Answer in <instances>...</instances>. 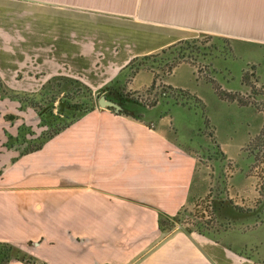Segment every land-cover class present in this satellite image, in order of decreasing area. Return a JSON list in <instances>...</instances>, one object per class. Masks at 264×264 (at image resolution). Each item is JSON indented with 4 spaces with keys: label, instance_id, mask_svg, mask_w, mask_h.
Masks as SVG:
<instances>
[{
    "label": "crops",
    "instance_id": "crops-1",
    "mask_svg": "<svg viewBox=\"0 0 264 264\" xmlns=\"http://www.w3.org/2000/svg\"><path fill=\"white\" fill-rule=\"evenodd\" d=\"M199 35L264 46V0H0V78L36 63L48 76L78 75L98 88L132 57ZM184 65L193 73L182 61L165 82L192 90L186 78L172 79ZM143 72L148 79L135 87ZM153 75L140 68L129 87L145 88ZM183 111L196 114L178 103L139 117L96 106L9 161L0 240L33 264H264L209 234L160 236L159 213H176L192 192L195 151L172 131Z\"/></svg>",
    "mask_w": 264,
    "mask_h": 264
},
{
    "label": "rangeland",
    "instance_id": "rangeland-1",
    "mask_svg": "<svg viewBox=\"0 0 264 264\" xmlns=\"http://www.w3.org/2000/svg\"><path fill=\"white\" fill-rule=\"evenodd\" d=\"M175 56L179 57L175 66L188 61L194 71L191 74L184 65L172 79L186 78L192 90L165 82L175 67L168 70ZM142 64L154 72L157 87H129L134 67H125L98 88L78 75L48 76L36 63L15 78H0V184L6 165L12 164L9 161L37 149L84 111L101 106V96L117 104L106 106L137 117L156 104H183L196 114L191 117L183 111L172 131L195 151L192 192L178 212L161 217L160 236L176 230L209 234L233 244L242 254L263 258L264 46L247 48L229 39L199 35L189 46H177ZM147 77L141 73L133 85L143 84ZM219 89L234 93L237 99L220 96ZM9 243L14 247L10 260L35 262L33 255Z\"/></svg>",
    "mask_w": 264,
    "mask_h": 264
},
{
    "label": "trees",
    "instance_id": "trees-1",
    "mask_svg": "<svg viewBox=\"0 0 264 264\" xmlns=\"http://www.w3.org/2000/svg\"><path fill=\"white\" fill-rule=\"evenodd\" d=\"M193 41H194V38H192V39H182V40L174 42V43H172V44H170L168 46H165V47L161 48L158 51H155V52H152V53H148V54H144V55L134 56L128 61V63L124 66V68L125 67H129V68L134 67L133 68V74L136 71H138L140 68H143L144 66L147 67V68H150L149 66H146L145 64H142L143 61H145L149 57H154L157 54L165 53L166 51L171 50L172 48H176L177 46L185 48V47L189 46ZM179 56L181 57L182 55H179ZM177 58H179V57L175 56L174 60H172L169 63L168 70H171V68L173 66H175L176 62L178 61ZM157 86L158 85L156 84V76L154 74L153 78H152V81H151V83H150V85L148 87L151 89V88H154V87H157ZM217 92L219 93L220 96L226 97L227 99H235V98L237 99V96L234 95V93H231L230 91H225V90L219 89V90H217ZM167 215L168 214L165 213V212H160L159 213L157 221H158V227L160 229L162 228V226H161L162 224L161 223L163 221L161 219V217L162 216H167ZM13 249H14V247H13L12 244H10L7 241H1L0 240V264H7L8 263V261L10 260V258L12 256L11 254H12Z\"/></svg>",
    "mask_w": 264,
    "mask_h": 264
},
{
    "label": "water",
    "instance_id": "water-1",
    "mask_svg": "<svg viewBox=\"0 0 264 264\" xmlns=\"http://www.w3.org/2000/svg\"><path fill=\"white\" fill-rule=\"evenodd\" d=\"M99 102H100L101 106H106L109 104H114L115 106H117V104H115L111 100L105 99L103 96L100 97ZM37 264H39V263H37Z\"/></svg>",
    "mask_w": 264,
    "mask_h": 264
},
{
    "label": "built area",
    "instance_id": "built-area-1",
    "mask_svg": "<svg viewBox=\"0 0 264 264\" xmlns=\"http://www.w3.org/2000/svg\"><path fill=\"white\" fill-rule=\"evenodd\" d=\"M158 84V83H157Z\"/></svg>",
    "mask_w": 264,
    "mask_h": 264
}]
</instances>
